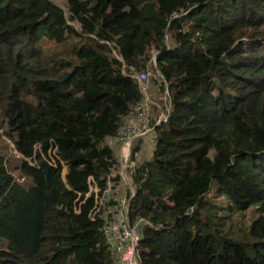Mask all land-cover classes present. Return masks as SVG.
<instances>
[{
  "label": "trees",
  "instance_id": "obj_1",
  "mask_svg": "<svg viewBox=\"0 0 264 264\" xmlns=\"http://www.w3.org/2000/svg\"><path fill=\"white\" fill-rule=\"evenodd\" d=\"M152 58L140 264H264V0H0V264H116L91 213Z\"/></svg>",
  "mask_w": 264,
  "mask_h": 264
},
{
  "label": "built area",
  "instance_id": "obj_2",
  "mask_svg": "<svg viewBox=\"0 0 264 264\" xmlns=\"http://www.w3.org/2000/svg\"><path fill=\"white\" fill-rule=\"evenodd\" d=\"M150 74L151 71L147 70L136 76L144 99L138 102L131 114L125 117L124 125L112 139V142L120 144L118 148L120 168L108 176L106 189L100 196H96V204L91 217H94L105 206L106 200L110 198L113 186L123 181L130 186L127 170L133 164L131 160L132 145L138 138L150 136L153 131V126H150L149 123V108L153 102L146 96V78ZM166 110L167 112L164 113L165 117L156 119V124L167 119L169 106H167ZM95 191L97 190L95 189ZM128 192H130L129 197L124 195L118 199V205L103 209L102 214H100V217L104 220L105 235L111 244L112 255L116 264H140L138 257L139 240L146 226L152 227V223L143 217L132 223L129 221L127 212L129 199L133 196V190L130 189Z\"/></svg>",
  "mask_w": 264,
  "mask_h": 264
},
{
  "label": "rangeland",
  "instance_id": "obj_3",
  "mask_svg": "<svg viewBox=\"0 0 264 264\" xmlns=\"http://www.w3.org/2000/svg\"><path fill=\"white\" fill-rule=\"evenodd\" d=\"M58 3L63 7V9H64V6L62 5V3L60 2V1H58ZM65 14H66V16H67V13L65 12ZM42 45H46L44 42L42 43ZM148 70H150L151 72L152 71H154V72H156V74H157V69H155V64L153 63V60H152V63H151V68H149ZM152 75L150 74L149 76H148V79L151 77ZM148 93H150V90L148 89L147 91H146V96L148 97L149 96V94ZM148 99L151 101V102H153V104L151 105V107H153V106H156L157 107V111H154V110H150L149 109V115H153V117L154 118H156L157 120L159 119V118H164L165 117V112H167V106H168V94L165 92V96H164V103H163V105H160V104H158V103H156L152 98H150V97H148ZM153 113V114H152ZM150 116V117H151ZM149 140H150V138H148ZM149 140H147V144H148V147H149V149H151V140L149 141ZM9 143V142H8ZM4 142H3V140L0 138V148H3V146H4ZM144 151H142L141 152V155H144ZM146 154V153H145ZM144 159V156L142 157V159L141 160H143ZM15 162H17L16 160H15ZM133 165V164H132ZM13 166H14V164L12 163V164H10V168H11V170L13 169ZM13 172V174H14V176L17 178V179H19L20 181H22V180H25L26 181V179H25V177H23V176H21L16 170H13L12 171ZM129 179V178H128ZM24 181V182H25ZM130 181V180H129ZM118 186L120 187V186H122L124 189H125V191H130V189H132L133 190V185H132V183H130V186L129 185H127L124 181L123 182H120L119 184H118ZM122 188V193L124 192V189ZM112 192H114V194H112V195H114L113 197L114 198H118V199H120L121 197H123L124 195H126V194H123V196H120V192H116L115 191V189H113V191ZM118 194V195H117ZM208 197L209 198H215L216 197V193L214 192V191H210L209 193H208ZM117 200V199H116ZM241 218H237V220H240ZM236 225H242L241 223H237L236 222ZM5 247H6V242L4 241V240H2V239H0V249H5Z\"/></svg>",
  "mask_w": 264,
  "mask_h": 264
},
{
  "label": "crops",
  "instance_id": "obj_4",
  "mask_svg": "<svg viewBox=\"0 0 264 264\" xmlns=\"http://www.w3.org/2000/svg\"><path fill=\"white\" fill-rule=\"evenodd\" d=\"M153 114V113H152ZM152 118H153V115H152ZM148 137L149 136H146V137H142V138H138V139H142V149H141V151H140V153L138 154V156H137V158L141 161V159H142V157L144 156V159L143 160H145V159H148V158H150V156H151V149H149V147H148V144H147V140H149L148 139ZM150 141V140H149ZM142 151H144L145 153H144V155H141V152ZM142 160V161H143ZM122 186H118V185H116L115 186V191L116 192H120L121 194H120V196H123V194H125L126 193V191H125V189H124V192L122 193ZM127 194V193H126ZM118 195V194H117Z\"/></svg>",
  "mask_w": 264,
  "mask_h": 264
},
{
  "label": "water",
  "instance_id": "obj_5",
  "mask_svg": "<svg viewBox=\"0 0 264 264\" xmlns=\"http://www.w3.org/2000/svg\"><path fill=\"white\" fill-rule=\"evenodd\" d=\"M158 73H159L160 76H162L161 73H160L159 71H158ZM133 194H134V188H133ZM131 197H132V196H131ZM130 199H131V198H130ZM130 199H129V201H130Z\"/></svg>",
  "mask_w": 264,
  "mask_h": 264
},
{
  "label": "clouds",
  "instance_id": "obj_6",
  "mask_svg": "<svg viewBox=\"0 0 264 264\" xmlns=\"http://www.w3.org/2000/svg\"><path fill=\"white\" fill-rule=\"evenodd\" d=\"M167 93V92H166Z\"/></svg>",
  "mask_w": 264,
  "mask_h": 264
}]
</instances>
